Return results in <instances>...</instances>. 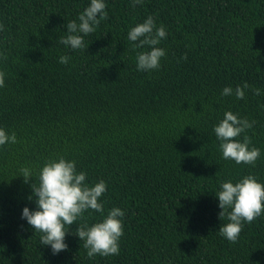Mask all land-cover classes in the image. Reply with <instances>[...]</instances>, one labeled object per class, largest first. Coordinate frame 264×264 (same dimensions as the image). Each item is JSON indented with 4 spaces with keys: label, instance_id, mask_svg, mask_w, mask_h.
Here are the masks:
<instances>
[{
    "label": "trees",
    "instance_id": "obj_1",
    "mask_svg": "<svg viewBox=\"0 0 264 264\" xmlns=\"http://www.w3.org/2000/svg\"><path fill=\"white\" fill-rule=\"evenodd\" d=\"M88 3L0 0V127L16 136L0 146V264H264V214L230 242L214 196L221 181L264 183V0H106L82 48L61 44ZM149 15L165 28V55L138 71L147 46L127 32ZM245 83L243 99L221 95ZM225 111L252 123L235 139L260 149L254 164L222 158L213 126ZM59 156L106 191L103 213L84 212L53 254L21 210L35 207L31 185ZM114 206L125 213L119 254L89 257L75 228Z\"/></svg>",
    "mask_w": 264,
    "mask_h": 264
},
{
    "label": "clouds",
    "instance_id": "obj_2",
    "mask_svg": "<svg viewBox=\"0 0 264 264\" xmlns=\"http://www.w3.org/2000/svg\"><path fill=\"white\" fill-rule=\"evenodd\" d=\"M132 6L142 3V0H130ZM107 17L106 0H89L88 5L78 15L77 20L66 23V36L60 38V43L71 49L82 48L83 37L93 32L101 20ZM166 37L163 25L156 27L152 16H147L142 22L130 27L127 32L128 40L137 42L134 47L146 50L137 52L136 69L148 71L160 67V59L165 55L162 47H157L160 40ZM183 58V57H182ZM69 57L61 55L58 60L67 64ZM3 79L0 77V86ZM237 85L235 89L225 86L221 90L222 96L235 95L236 99H243L244 88ZM256 95L262 94V89H253ZM264 108V104L260 105ZM252 123L247 118L238 117L231 111H225L223 117L213 126V132L222 158L230 159L236 164H254L260 156V149L249 146L247 136L243 140L235 139L250 128ZM15 133H7L0 127V146L15 143ZM25 182L32 177L31 170L21 169ZM86 181V173L77 171L76 162L59 156L46 160L39 168L38 184H32V195L35 207L25 206L21 210V219L40 233L41 245L49 246L53 254L67 249L65 236L69 227L87 210L103 213V202L100 200L106 191V183L99 180L93 185ZM218 200L219 217H226L227 222L219 226V234L230 242H235L241 232L243 223H250L256 217L264 214V183L252 174L232 180L221 181L214 193ZM124 211L119 207H112L101 219L91 225H77L74 235L83 241L87 255L107 257L119 254V239L123 234L122 218Z\"/></svg>",
    "mask_w": 264,
    "mask_h": 264
}]
</instances>
